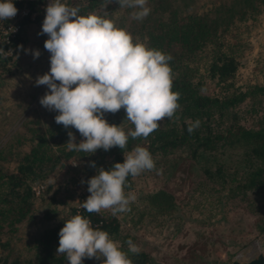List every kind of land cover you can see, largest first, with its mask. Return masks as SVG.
Instances as JSON below:
<instances>
[{
	"label": "trees",
	"instance_id": "trees-1",
	"mask_svg": "<svg viewBox=\"0 0 264 264\" xmlns=\"http://www.w3.org/2000/svg\"><path fill=\"white\" fill-rule=\"evenodd\" d=\"M44 1L27 2L37 9L34 18L27 19L30 26L40 22L42 25ZM12 3L15 7L20 4ZM65 3L78 6L80 15H104L107 11V18L127 30L134 40L170 55L172 90L180 93L181 108L172 119L161 121L159 129L146 140L130 137L125 149H98L93 154L68 150V132L75 135L76 143L84 138L76 129H65L57 124L54 117L58 112L44 109L42 117L33 109L34 113H29L15 128L12 138L0 146V264H68L66 256L57 254V249L60 229L74 216L72 205L59 216L55 208L45 210V218L51 220L36 235L26 236L20 228L34 215L32 186L70 158L80 163L77 173L85 177L95 176L100 168L110 170L115 163H123L124 154L136 146L146 147L156 165L160 161H167L168 166L180 161L193 162L202 171L200 178L206 182L198 184L205 190L197 193L191 190L182 211L189 212L187 217L196 220L203 213L198 220L202 223L210 224L221 217L229 200L233 199L235 205L245 202L250 194L257 199L258 207H264V164L261 166V162L264 163V107H261L264 81L256 80L246 86L233 85L232 81L242 62L243 29L247 20L264 11V0H148L151 11L143 21L132 19L130 13L134 10L121 8L116 0ZM23 33L19 32L10 41L11 54L0 57V80L17 64L27 36ZM207 82L214 83L219 93L208 91ZM246 96L255 100L243 104ZM240 102L242 106L238 105ZM120 114H126L124 109L106 113L104 118L112 124ZM196 120L200 121V126L189 134L188 125ZM123 130H134V125L129 122L128 128ZM90 162H94L95 167L90 166ZM130 182L131 176L128 184ZM155 195L165 198L159 207L166 212V200L172 195L158 190L156 194L149 193V199L153 200ZM150 211L153 212L151 208L140 206L132 224L141 220L139 214ZM82 212L94 228L107 231L120 243L132 264H159L144 250L140 249L138 254L128 250L124 241L130 235L121 234L119 219L110 211L88 213L83 209ZM168 218H164V222ZM256 228L264 231V219ZM83 264H90L89 259L85 258ZM96 264H102V258Z\"/></svg>",
	"mask_w": 264,
	"mask_h": 264
},
{
	"label": "clouds",
	"instance_id": "clouds-1",
	"mask_svg": "<svg viewBox=\"0 0 264 264\" xmlns=\"http://www.w3.org/2000/svg\"><path fill=\"white\" fill-rule=\"evenodd\" d=\"M116 2L121 8L133 9L130 15L137 21H143L151 11L148 0ZM45 11L42 33L48 36L44 48L50 53V70L35 83L49 89L39 103L58 112L55 122L65 129H76L84 138L76 143L75 135L68 132V150L88 154L112 147L122 150L130 137L146 140L159 129L161 121L176 116L181 108L180 93L172 90L170 55L134 40L127 30L107 18V11L104 15H80L78 6L62 0H50ZM17 12L12 0H0V21L15 17ZM9 53L0 48V56ZM39 55L38 50L33 52L34 58ZM121 109L134 130L125 132L104 118L106 113ZM199 126V120L190 122L188 133ZM90 166L95 167V163L90 162ZM146 171L161 174L162 170L156 168L146 147L136 146L123 163H115L110 170L100 168L87 181L90 195L81 207L88 213L110 211L113 216L130 212L136 196L126 191L130 188L128 177ZM126 243L130 252L139 253L132 240ZM57 254L65 255L68 264H83L85 258H102V264H132L118 241L107 231L94 228L90 219L80 214L65 221L60 229Z\"/></svg>",
	"mask_w": 264,
	"mask_h": 264
},
{
	"label": "rangeland",
	"instance_id": "rangeland-1",
	"mask_svg": "<svg viewBox=\"0 0 264 264\" xmlns=\"http://www.w3.org/2000/svg\"><path fill=\"white\" fill-rule=\"evenodd\" d=\"M62 2L73 3L74 0ZM49 3L50 0L44 1L45 10ZM246 24L241 36L242 62L232 79L233 85L246 86L256 80L264 81V11L256 18L247 20ZM22 31L23 34L27 33L23 51L19 53L17 64L0 80V146L6 139L12 138L15 128L33 109H37L36 114L42 117L46 109L39 100L49 89L46 85L37 86L35 82L37 77L50 70V53L44 48L48 36L42 33L41 22L34 26L26 23ZM36 50L40 55L34 58L33 52ZM205 87L208 91L219 93L218 87L212 82H207ZM254 100V97L246 96L243 104ZM243 104L238 103L240 106ZM262 105L263 109L264 103ZM129 122L126 114H120L115 120L116 124H112L127 129ZM127 154H124V158ZM75 160L70 158L64 161L60 168L35 185L38 193L31 199L35 207L34 215L31 221L20 228L24 235H36L50 222L51 219L45 218V210L55 208L58 216L63 215L70 205L73 206L79 192L88 189L87 181L91 177L77 173L80 163L77 164ZM166 162L160 161L156 165L157 169L162 170L161 174L146 171L140 176L131 177L130 188L126 191L134 193L136 200L130 205V212L117 215L122 235H130L129 239L159 264H229L233 260H249L258 253L264 256V231L256 228V224L264 219V207H258L257 199L252 194L245 202L235 205L233 199L229 200L221 217L210 224L202 223L198 220L202 219L203 213L196 220L195 217H187L190 216L189 212L182 211V204L190 198L191 190L196 193L205 190L198 184L200 181L206 182L201 180L202 171L193 162L180 161L170 166ZM158 190L172 195L166 200L167 209L164 213L159 206L165 198L155 195L151 200L148 196L151 192L156 194ZM223 196L227 198V193ZM140 206L151 208L153 212L139 214L141 220L133 225L132 219L139 213ZM166 217L169 218L164 222ZM126 241L124 243L128 247ZM99 261L89 259L90 264Z\"/></svg>",
	"mask_w": 264,
	"mask_h": 264
},
{
	"label": "built area",
	"instance_id": "built-area-1",
	"mask_svg": "<svg viewBox=\"0 0 264 264\" xmlns=\"http://www.w3.org/2000/svg\"><path fill=\"white\" fill-rule=\"evenodd\" d=\"M12 1H18L20 4L16 7L18 9V12L15 17L0 21V48H3L5 52H12V47L10 46V41L16 37V35L21 32L26 25L28 20H32L37 13L36 7H31L27 2L33 1V0H12ZM28 19V20H27ZM9 53L8 55H10ZM4 57V56H0ZM34 184L32 186V189L34 191V194L36 192L38 193V187ZM37 189H36V188ZM90 195V193L85 190H81L73 204V214L77 215L80 214L86 218L88 216L82 212L83 208L81 207V204L83 201L87 199V197ZM89 219V218H88ZM91 221V220H90Z\"/></svg>",
	"mask_w": 264,
	"mask_h": 264
},
{
	"label": "water",
	"instance_id": "water-1",
	"mask_svg": "<svg viewBox=\"0 0 264 264\" xmlns=\"http://www.w3.org/2000/svg\"><path fill=\"white\" fill-rule=\"evenodd\" d=\"M264 263V256L262 253H258L255 257L246 260V261H231L229 264H263Z\"/></svg>",
	"mask_w": 264,
	"mask_h": 264
}]
</instances>
